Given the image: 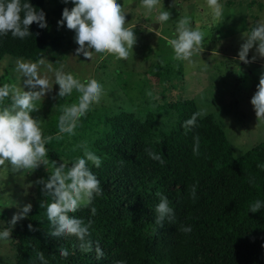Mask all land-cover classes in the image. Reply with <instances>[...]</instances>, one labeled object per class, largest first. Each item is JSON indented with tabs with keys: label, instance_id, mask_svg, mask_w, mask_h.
<instances>
[{
	"label": "trees",
	"instance_id": "16d2710c",
	"mask_svg": "<svg viewBox=\"0 0 264 264\" xmlns=\"http://www.w3.org/2000/svg\"><path fill=\"white\" fill-rule=\"evenodd\" d=\"M24 2L45 12L47 27L34 22L32 35L24 39L11 33L0 35V61L6 55L36 61L50 47L61 45L60 37L52 32L45 0ZM172 107L179 118L159 140L153 138V114L144 121L135 113L100 115L91 109L75 129L81 128L82 133L74 137V150L66 152L64 134L46 144L53 168L63 162L71 167L77 157H83L80 143L101 157L100 167L91 162L89 167L100 181L102 195L70 213L85 223L92 221L88 239L93 241V250L82 252L75 236L49 234L54 226L47 218L46 205L52 198L43 194L21 224L6 227L14 242L15 264H264V208L250 211L255 201L264 202V168L258 167L264 164V141L237 157L213 114L198 117L185 134L184 121L200 111L194 99L182 97ZM58 132L56 120L46 134ZM196 136L200 138L198 154L193 153ZM146 148L161 155L165 163L152 159ZM157 192L169 199L174 211L171 222L167 218L162 224L156 222ZM188 226L191 232L181 231ZM97 241L104 253L101 259L95 252ZM61 248L68 249L66 258L60 255ZM40 252L44 261L39 259Z\"/></svg>",
	"mask_w": 264,
	"mask_h": 264
},
{
	"label": "rangeland",
	"instance_id": "374dc122",
	"mask_svg": "<svg viewBox=\"0 0 264 264\" xmlns=\"http://www.w3.org/2000/svg\"><path fill=\"white\" fill-rule=\"evenodd\" d=\"M117 3L126 12L125 26L136 36L126 60L95 52L92 59L82 53L78 55L75 31L69 30L66 22L64 26L58 23L63 9H71L74 4L71 0L68 3L45 0L53 22L52 32L60 37L61 45L57 49L50 47L42 56L53 71L44 66L41 74L47 75L53 84L54 71L61 68L81 81L96 79L103 86V95L91 109L100 115L135 113L144 121L153 114L155 140L175 126L179 114L172 104L183 97L194 99L199 110L216 117L229 137L235 156H242L264 141V118L258 120L251 104L260 76L264 75V57L257 53L258 45H254L248 52V62L239 58L241 45L246 41L244 34L250 33L258 22H264V0H219L223 6L220 18L213 17L206 0H160V5L152 11L141 0H117ZM160 11L171 13L169 21L161 25L156 22ZM183 17L190 18L193 29L198 27L206 34L200 50L191 58L192 63L174 59V51L167 43L175 38L178 21ZM16 61L17 58L9 55L0 61V86L7 83L29 91L30 87L24 84L26 77L16 70ZM58 92L59 85L54 84L36 102L40 109L31 114L40 120L44 134L51 130L64 106L77 102L80 95L74 90L61 98ZM81 133V128L75 130V135L64 133L62 142L66 152L77 147L74 137ZM53 169L49 160L47 166L41 164L33 171H15L7 161L6 166H0V233L6 227L14 228L22 223L27 215L15 224L11 223L13 216L19 215L24 205L31 203L33 208L37 204L44 194L43 185L37 181L46 180ZM0 264H15L11 235L0 238Z\"/></svg>",
	"mask_w": 264,
	"mask_h": 264
},
{
	"label": "clouds",
	"instance_id": "9594fccd",
	"mask_svg": "<svg viewBox=\"0 0 264 264\" xmlns=\"http://www.w3.org/2000/svg\"><path fill=\"white\" fill-rule=\"evenodd\" d=\"M68 3V0H64ZM74 7L63 9L62 18L58 22L60 26H66L69 30L75 31V42L79 45L77 54H83L85 58L92 59L93 52L100 54H111L117 59L126 60L130 50L136 42L133 30L126 27V12L117 0H71ZM142 5L152 11L160 0H141ZM207 5L212 9L213 17L222 16V5L219 0H206ZM171 13L160 11L156 22L161 25L169 21ZM36 23L40 28L47 27L46 14L30 2L22 3V0H0V35H11L24 39L32 33L30 26ZM246 41L241 45L239 58L248 62L249 50L254 46L257 53L264 57V22H258L250 33H245ZM206 34L198 27L193 29L190 26V18L179 19L175 38L167 40V43L174 51V59L192 63L194 53L200 50ZM255 58V57H254ZM163 64V61H161ZM46 66L53 71L51 65L45 64L42 57L36 62L24 61L22 58L16 61V70L26 77L24 84L31 90H21L14 85L5 83L0 86V166H6V161L15 171L35 170L41 164L48 165V149L46 144L53 139L59 140L63 137L60 134L75 135V129L81 117L85 116L92 106L99 104L103 95V86L96 79L81 81L72 73H65L62 68L54 71L55 83L59 85L57 95L61 98L69 96L75 90L80 95L78 101L63 108L58 118L59 132L56 136H44L40 120L31 114L38 111L36 102L40 101L53 88V83L47 75L41 74V68ZM152 95L151 92L148 93ZM10 100V103H6ZM251 104L258 117L264 118V75L260 76L257 91L251 98ZM206 110L201 109L184 121L185 134L196 125L197 118L206 116ZM200 146L199 136L194 137L193 153L198 154ZM84 148V156L77 157L71 167L59 163L54 168L48 179H40L37 183L43 185V193L51 197L46 205L47 218L54 226L50 231L53 237L75 236L80 241V250L89 253L93 250V241L88 239L91 236L90 228L92 221L87 223L70 213L77 212L81 207L90 205L95 196L102 195V188L97 176L91 171L89 162L97 168L101 166V157L88 150L86 143L78 145ZM147 154L161 165L165 163L163 157L153 150L146 148ZM56 163V162H54ZM264 168V164L258 165ZM160 202L155 207L157 213L156 222L161 223L167 218L170 222L174 218L173 208L167 196L157 192ZM191 196L196 197V188H191ZM41 207L45 208V201H41ZM264 208V202L257 200L250 205V211L255 213ZM32 204L24 205L19 215H14L11 223L15 224L22 216L31 212ZM93 215L96 208L91 209ZM31 228V225H29ZM181 231L191 232V227H182ZM11 235L9 230L0 233V238L7 239ZM95 252L97 259L104 255L99 242H96ZM60 255H69L67 248L60 249ZM39 259L44 261L43 252L38 253ZM44 264H47L44 261ZM122 264V262H121Z\"/></svg>",
	"mask_w": 264,
	"mask_h": 264
}]
</instances>
